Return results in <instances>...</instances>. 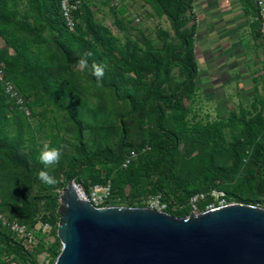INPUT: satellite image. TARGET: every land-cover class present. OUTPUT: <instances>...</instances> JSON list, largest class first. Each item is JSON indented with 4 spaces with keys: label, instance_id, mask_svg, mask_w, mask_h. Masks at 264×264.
<instances>
[{
    "label": "rangeland",
    "instance_id": "374dc122",
    "mask_svg": "<svg viewBox=\"0 0 264 264\" xmlns=\"http://www.w3.org/2000/svg\"><path fill=\"white\" fill-rule=\"evenodd\" d=\"M114 1L69 0L77 2L73 11L79 26L77 39L67 40L60 20L56 26L63 32L59 41L70 49V60L54 45L56 33L45 29L27 37L39 68L32 71L20 66L11 49L1 56L5 79L22 104L16 105L0 92V140L16 144L12 159L0 151V205L22 197H59L64 191V172L75 146V127L67 109L81 123L88 151L115 154L122 139L115 164L104 161L78 176L77 186L85 193L104 182L111 185L108 207L148 209L149 201L160 197L168 212L176 213L186 206L181 192L208 184L224 192L230 203L264 209L258 182L264 154L254 163L255 152L264 149V41L260 33L264 17L256 0H249L245 10L252 43L245 44L249 51L241 58L220 42L208 46L200 41L196 0L189 16L180 20L181 37L174 34L166 16L145 0ZM27 2L15 0L21 13L17 20L41 29L43 17L50 16L52 0H37L47 10L40 19ZM6 48L0 37V51ZM89 51V68L81 70L77 62ZM93 62L106 65L100 85L91 74ZM246 124L254 125L250 134ZM167 132L173 134L176 149L171 172L159 178L153 163L157 145L168 140ZM44 144L62 153L60 162L48 168L56 180L53 186L38 179L44 167L38 160ZM130 152L135 156L124 167ZM0 211L33 233L36 243L28 251L13 236L27 260L54 264V248L59 244L61 249L57 212L42 209L32 218L11 219L7 209ZM0 231L12 237L6 229L0 227ZM6 259L19 257L0 237V264H7Z\"/></svg>",
    "mask_w": 264,
    "mask_h": 264
},
{
    "label": "water",
    "instance_id": "95a60500",
    "mask_svg": "<svg viewBox=\"0 0 264 264\" xmlns=\"http://www.w3.org/2000/svg\"><path fill=\"white\" fill-rule=\"evenodd\" d=\"M54 264H264V209L229 203L175 218L152 209L94 208L69 181L58 197Z\"/></svg>",
    "mask_w": 264,
    "mask_h": 264
},
{
    "label": "trees",
    "instance_id": "16d2710c",
    "mask_svg": "<svg viewBox=\"0 0 264 264\" xmlns=\"http://www.w3.org/2000/svg\"><path fill=\"white\" fill-rule=\"evenodd\" d=\"M148 4H151L153 8L160 14L165 15L168 21L171 24L172 30L177 37H181L178 33L179 27H181L183 21L187 16H189L190 8L193 0H145ZM29 5L32 7V11L34 10V17L40 19L42 15L47 11L43 9V6L40 5L37 0H28ZM17 4L15 0H0V37L4 39L7 48L0 51L1 56H6L8 54V49L14 51V56L17 59V62L20 63V66H24L33 71V68H39L40 62L37 59V54L30 48V42L27 37L29 36H38L42 30H47L49 32H55L56 36L52 38L54 45H56L57 49L62 52L65 60H70V49L66 46L65 42L59 41V36L64 32L67 36V40H75L78 36V24L75 25V29L73 32H69L65 26V23L62 19L59 1L52 0V5L50 8V16L43 17L44 19V27L41 29L32 27L30 24L25 23L23 21H18L17 17L21 14L17 10ZM123 10H119V13H122ZM32 17V14H31ZM60 20L62 27L64 30H60L59 27L56 26L57 21ZM181 20V21H180ZM180 21V22H179ZM59 41V42H58ZM73 63V61H72ZM1 95L6 97L3 93L2 88H0ZM66 110L67 118L72 122L75 127V146H74V154L72 158L68 161L66 165V170L64 172V188L65 185L72 181L79 186L78 184V176L88 168H94L101 164L104 161H109L112 164H115L120 157L122 152V139L118 142L117 152L115 154L105 150V151H88L84 144L83 138V129L81 123L75 119L72 114ZM2 114V109L0 106V118ZM162 117H159L161 120ZM248 129V133L250 134L253 129V124H246ZM168 140L166 142L159 143L157 145L156 151V160L153 163V172L159 178H165L168 173L171 172L172 162H173V153L176 149V140L171 132H167ZM16 148V144L14 141L11 143H3L0 140V151L3 153V157L6 159H12L14 154V150ZM264 154V149H260V151H256L254 155V163L258 164L260 162V158H262ZM124 160V159H123ZM263 168L260 169V174L258 176L259 187L264 194V162L261 164ZM234 173V172H233ZM216 174L214 177H217ZM215 181V178L212 179ZM107 182L101 183L100 185H106ZM80 187V186H79ZM111 187V185H110ZM219 191L217 189L208 188V184L199 187L195 190H191L183 194L180 193L184 197V203L186 206L181 208L180 211L176 213H169L168 209L165 211L170 216L175 218H183L187 217L190 214V208L188 207L189 199L196 194H209L211 191ZM112 191V188H111ZM224 197L228 203L233 202L224 192ZM209 196L206 198V201L201 202L199 204V210L203 211L204 206L209 201ZM236 203V202H235ZM59 207V199L58 195L47 194L38 200H27L22 197L16 203H3L0 205V209H7L12 216H17L18 218H32L37 215L42 209L47 211L56 213ZM1 212V211H0ZM16 219V218H15ZM18 220V219H16ZM20 222V221H19ZM21 223V222H20ZM0 227L9 230L2 226L0 223ZM10 233V232H9ZM11 234V233H10ZM12 237H7L5 233L0 231V237L4 240L5 244L12 249L17 256L19 257V262L22 264H36L31 260H27V253L23 250L20 244H18L13 235ZM58 239V238H57ZM58 242L60 243L59 239ZM59 245V244H58ZM57 245V246H58ZM55 246L53 255L55 259L60 253V249Z\"/></svg>",
    "mask_w": 264,
    "mask_h": 264
},
{
    "label": "built area",
    "instance_id": "2783aa9c",
    "mask_svg": "<svg viewBox=\"0 0 264 264\" xmlns=\"http://www.w3.org/2000/svg\"><path fill=\"white\" fill-rule=\"evenodd\" d=\"M59 7L62 19L65 23V26L69 32H73L75 29V21L73 19V11L76 7V3H70L69 0H58ZM120 0H115V4H117ZM256 3L259 8V13L261 17H264V0H256ZM260 33L264 41V21L260 27ZM0 86L3 90L4 95L13 101L16 105H21L22 100L18 96V93L14 86L5 79V73L2 67H0ZM135 156L134 152H130L128 159H126L123 163V166L126 167L129 164L130 159ZM76 190L80 199L88 204H90L94 208H105L108 207V201L111 196L110 186L100 185L91 187L87 193L83 192L76 184ZM209 196V201L204 206V210H199V204L201 202L206 201V198ZM229 204L224 194L219 193L217 191H211L209 194H196L192 196L188 201V207L193 211V214L206 212L218 207H222ZM148 209L156 210L159 212H164L168 209V205L164 203L160 197L152 198L148 203ZM0 223L2 226L6 227L9 232L18 240L22 241L23 248L28 251L33 248L36 239L31 231H29L24 225L20 224L16 220H8L4 215L0 214ZM7 264H22L19 261H15L13 259H6Z\"/></svg>",
    "mask_w": 264,
    "mask_h": 264
},
{
    "label": "crops",
    "instance_id": "0c3cea01",
    "mask_svg": "<svg viewBox=\"0 0 264 264\" xmlns=\"http://www.w3.org/2000/svg\"><path fill=\"white\" fill-rule=\"evenodd\" d=\"M249 0H196L194 8L200 24V41L222 43L241 58L246 43L251 42L249 16L245 13ZM209 46V45H208ZM251 53V52H250Z\"/></svg>",
    "mask_w": 264,
    "mask_h": 264
},
{
    "label": "clouds",
    "instance_id": "9594fccd",
    "mask_svg": "<svg viewBox=\"0 0 264 264\" xmlns=\"http://www.w3.org/2000/svg\"><path fill=\"white\" fill-rule=\"evenodd\" d=\"M92 53L89 51L85 54L84 57L79 59L78 66L81 70L89 68L88 57H91ZM106 65L101 63L97 64L93 62L91 64V74L95 77L97 84H102V79L104 76ZM61 150L56 147H49L48 144H44L42 151L38 156L39 163L44 167L38 172V179L48 186H53L56 184V180L53 176H51L48 172V168H50L54 164H58L61 158Z\"/></svg>",
    "mask_w": 264,
    "mask_h": 264
}]
</instances>
